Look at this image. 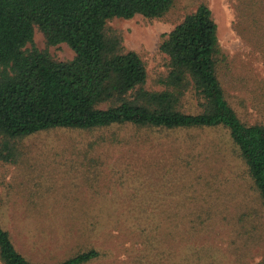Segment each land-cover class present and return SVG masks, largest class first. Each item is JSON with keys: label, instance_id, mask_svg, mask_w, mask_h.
<instances>
[{"label": "rangeland", "instance_id": "374dc122", "mask_svg": "<svg viewBox=\"0 0 264 264\" xmlns=\"http://www.w3.org/2000/svg\"><path fill=\"white\" fill-rule=\"evenodd\" d=\"M199 1L226 55L217 70L225 96L242 121L257 120L264 63L232 28L231 0H173L160 17L106 24L143 60L145 86L157 88L161 34ZM32 43L57 60L72 56L64 42L45 46L36 28ZM18 143L17 161H0V225L36 264L87 247L98 255L82 264L264 262V206L223 127H50Z\"/></svg>", "mask_w": 264, "mask_h": 264}, {"label": "trees", "instance_id": "16d2710c", "mask_svg": "<svg viewBox=\"0 0 264 264\" xmlns=\"http://www.w3.org/2000/svg\"><path fill=\"white\" fill-rule=\"evenodd\" d=\"M172 2L0 0V161H17L18 140L50 127H223L264 206V80L260 118L242 121L218 77L226 55L208 5L199 1L161 34L165 69L155 78L157 88L145 86L143 60L106 24L134 14L160 17ZM231 2L232 28L264 63V0ZM34 28L45 46L64 42L72 56L57 60L46 47L37 48ZM97 255L93 247L80 248L54 264H82ZM0 263L36 264L16 249L1 225Z\"/></svg>", "mask_w": 264, "mask_h": 264}, {"label": "crops", "instance_id": "0c3cea01", "mask_svg": "<svg viewBox=\"0 0 264 264\" xmlns=\"http://www.w3.org/2000/svg\"><path fill=\"white\" fill-rule=\"evenodd\" d=\"M90 261V260H89ZM89 261H87V262H89ZM87 262H85V263H87Z\"/></svg>", "mask_w": 264, "mask_h": 264}]
</instances>
